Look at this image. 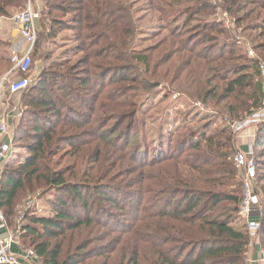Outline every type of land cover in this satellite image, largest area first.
<instances>
[{"label":"trees","instance_id":"obj_1","mask_svg":"<svg viewBox=\"0 0 264 264\" xmlns=\"http://www.w3.org/2000/svg\"><path fill=\"white\" fill-rule=\"evenodd\" d=\"M58 1L45 0L41 27H49L50 35L57 24L54 15L72 13L73 29L82 34L73 53L83 56L78 67L68 63L43 73L21 97L23 114L14 144L28 157L18 166L7 164L0 178V212L17 241L29 244L36 264H245L249 234L245 226L234 225L240 219L243 182L234 162L239 150L231 125L264 108L259 70L264 63V0H156V11L169 19L178 51L190 55L178 77L194 76L193 58L209 66L205 81L197 82L200 90L188 88L186 95L205 106L210 119L227 120L215 133L208 131L213 122L190 130L171 154L165 149L168 115L151 138L153 131L138 138L133 124L126 126L123 140L116 138L124 123L153 102L147 95L158 81L130 76L133 68L125 69L117 83L131 82L123 97L130 94L136 101L125 110L122 101L110 119L102 114L105 84L91 97L78 93L94 77L103 81L113 73L109 69L120 59L117 48L127 29L126 9L115 0H62L64 6ZM26 4L0 0V21L13 11L23 12ZM218 11L234 20L258 59L238 53L234 43L215 52L217 36L226 33L216 22L200 18ZM195 21L202 25L192 26ZM194 27L205 30L199 35L212 46L198 50L190 40ZM130 59L149 72L145 53ZM9 63L0 58V76L11 70ZM109 121L117 123L116 129H108ZM253 149L264 248V122L256 126ZM29 195L49 204L48 216L35 214L32 207L21 209Z\"/></svg>","mask_w":264,"mask_h":264},{"label":"rangeland","instance_id":"obj_2","mask_svg":"<svg viewBox=\"0 0 264 264\" xmlns=\"http://www.w3.org/2000/svg\"><path fill=\"white\" fill-rule=\"evenodd\" d=\"M29 1H31L34 10L38 11L40 14L37 23L39 30L37 41L39 39L38 42L40 44V48L34 55L36 49L35 47L32 56L30 71L26 75V78L30 81V86L25 91L16 95L8 94L7 85L6 89L4 90V98L8 105L5 109L6 112H3L2 114H10V117L12 118V121H10V127L13 136L14 131L18 126L23 114V104L21 103L22 95L36 86L37 82L43 78V73H46L48 75L50 74V72H53L54 68L66 65L68 63L70 65L78 67L83 56L82 54L75 55V53H73L75 48L79 46L78 44H80V41L82 40V34L80 32L79 36V34L73 29L75 27L72 21V13H56L54 16L55 18H57V24L52 29L50 35H48L49 27H41L42 22H45V0H27V4L29 3ZM115 1L121 4L127 12L123 17L124 22L127 25L126 31L124 30V43L120 44L119 42L120 46L119 48H117V51L121 53V55L118 56V58L120 59L114 62V64L112 65L114 66L113 69H109L114 71H112L113 73L107 76L106 79H103V81H99L98 77H94L93 81L89 83L88 87L85 90L78 89V93L86 97L90 95L89 97H91L94 92L101 88L102 84H105V98L103 102L106 106V109L102 114H105V118L110 119L111 116L114 115V110L122 101L126 100L122 110H125V106L133 104L132 102L136 101V99H134L130 94L128 95L127 99L123 97L125 92L132 89L133 86L131 82L117 83V81L125 76V69L129 70L132 67L133 70L129 73L130 76L137 77V75H139L140 78L153 82H155L156 80L160 85L153 91H149L147 96L151 97L149 99H152L153 102L150 103L145 111L141 112L139 116L124 123L120 131H118L119 134H117V140L124 139L123 133L126 131L125 128L127 125L131 126V124H133L134 127L133 133L135 134L136 132H138V138L140 137L142 139L144 136H148V133L146 135L143 133L144 131H153L151 135H149V137L151 138V136L155 134V131L158 130V126L161 124L160 120L164 118V115H168L170 120V125L167 128V133L170 136L168 142L165 143L167 154H171L173 152V150L176 148V144H178L179 142V139L183 138V136L189 135L190 130L198 131L197 128H201V126L203 127L205 124H211V122L213 123L208 129L210 133H215L216 131L221 129V127L227 123V120L221 122V120H219L218 118H214L213 120L210 119L209 117L212 116V113H208L205 109V106H203L201 103L190 100L186 95L187 93H185L188 88L195 93L200 90H197V82L199 80L205 81V75L208 71L209 66H207L203 60L193 58L192 69L194 72V76L186 77L183 75L182 78L178 77L177 71L185 65V61L190 57V55L188 53L180 52V48L178 51V47L174 44L175 41L172 37V27L168 25L169 19L168 17L165 18L163 15H160L156 11L158 6L156 0ZM58 3L64 6L62 0L58 1ZM23 12L13 11L12 16L2 18L0 21H3L0 26V58L5 59L6 61L8 60V62L10 60L11 64L9 63V65H12L11 68L14 65L11 59L13 46H15L21 38V28L19 26L20 24L17 17ZM210 16L200 19L206 20L207 22H216L219 28L223 29L226 33L225 35L221 36H217L213 33V36H217V38L219 39V45H214L216 46L215 52H219V49H221V46H223V44L234 43L236 45V51L238 53H245L251 59H258V54L251 49L250 44H248L247 42V38L241 35V29H238L237 26L234 25V20H232V18L229 17L228 14L218 11L216 15L211 14ZM178 23H182V20H180ZM194 25L201 26L202 22L195 21L192 26ZM193 30L194 33H190V40L192 38L194 39L193 43L196 42V47L198 48V50H206L207 47L212 46L207 45V43H203V35H199V32L202 31L201 28L194 27ZM202 32H205V30H203ZM47 35L49 36L47 37V39L43 38ZM188 35L189 34H186V36ZM115 46L117 47V44ZM144 53L149 59V72L147 73L145 71L147 68L145 64V66L138 65L136 62L130 59L132 54L135 55ZM250 54L252 55L250 56ZM8 72L9 70L2 72L3 74L0 76V80L2 79L3 75L5 76ZM152 75L155 76L152 77ZM175 76L178 77V79L174 80L173 77ZM22 77L24 76L17 74L14 77H11L10 81H16L18 79H21ZM192 80L196 81L192 83ZM142 97L144 98L143 95ZM257 125L249 127L241 134L235 133L233 130V124L231 125L233 133L235 135V144L239 151L245 152L244 149L241 150V146H248L249 130L253 132L251 138L253 139V143L255 142ZM115 127H117V123H115V121H109L108 129H116ZM147 136L145 138H147ZM134 137L135 136H133V138ZM147 145L149 146V139ZM12 153V157L7 161L6 165L12 162V164L16 163L17 165L15 166H18L20 160L22 162H25L28 157L24 149H22L21 147H15L14 141L12 144ZM151 156L152 154H150V158H152ZM256 191L259 195H261V190L260 187H258V183L256 185ZM37 196L38 195H29L24 198L22 200L23 205L21 209L32 207V210L35 211V214L48 216L49 204L47 202H44V200H38ZM260 199H262V195L260 196ZM261 215L262 209L259 208L253 216L254 218H260V224ZM15 222L16 226L19 225V223H22V221H18V219H16ZM234 225L236 226V229H242V227L245 226V229L249 234V244L245 254V264H258V260L254 261V255L256 253H261L264 259V248L262 247V245H260L261 242L259 241L260 231L256 235L251 236V233H249L247 229V220L243 218L237 220ZM15 236L16 239H18L16 234ZM17 242L19 243V248L23 252L32 250L29 244L23 247L21 241ZM257 254L256 256H258ZM256 259H258V257ZM33 264H36V260L33 262Z\"/></svg>","mask_w":264,"mask_h":264},{"label":"built area","instance_id":"obj_3","mask_svg":"<svg viewBox=\"0 0 264 264\" xmlns=\"http://www.w3.org/2000/svg\"><path fill=\"white\" fill-rule=\"evenodd\" d=\"M39 17V12L34 10L31 1H29L25 11L17 17L21 28V38L13 46L11 59L14 65L0 80V176L3 174L7 161L12 157V144L14 141L10 127L12 118L10 114H2L6 112L5 109L8 105L4 98V90L7 85L8 94L16 95L30 86V81L26 78V75L30 71L33 52L37 43ZM259 70L264 88V63H260ZM17 74L24 77L11 82L10 78ZM261 122H264V108L253 113L243 122L234 123L233 130L235 133L241 134L244 130ZM253 146V139L249 137L245 152L238 151L234 157L235 166L243 182V199L239 216L247 220V229L251 236L256 235L261 229L259 221H252L260 206V195L256 191L257 171L256 162L253 158ZM22 219L21 216L18 221H22ZM16 244L15 233L8 227L4 215L0 212V264H23L24 261L33 264L36 260L34 252L28 251L24 255H18L14 252Z\"/></svg>","mask_w":264,"mask_h":264},{"label":"crops","instance_id":"obj_4","mask_svg":"<svg viewBox=\"0 0 264 264\" xmlns=\"http://www.w3.org/2000/svg\"><path fill=\"white\" fill-rule=\"evenodd\" d=\"M3 22V21H2ZM2 22H0V26H1V24H2ZM20 26V25H19ZM247 132V131H246ZM246 132H245V134H246ZM252 134H253V132H251L250 130H249V137H252ZM242 145H245V144H242ZM242 149H246V147L245 146H241V150ZM258 250H259V248H258ZM14 252L16 253V254H18V255H24L25 254V252H23L20 248H19V246H18V244H16V246L14 247ZM257 254V253H256ZM256 254L254 255V261L256 260H258V264H264V259H263V257H262V255H261V253H259L258 252V256H256ZM258 257V259H256ZM23 264H30V263H28V262H23Z\"/></svg>","mask_w":264,"mask_h":264}]
</instances>
